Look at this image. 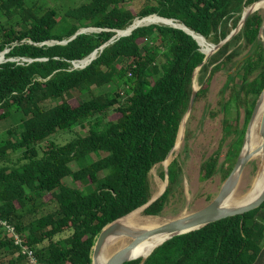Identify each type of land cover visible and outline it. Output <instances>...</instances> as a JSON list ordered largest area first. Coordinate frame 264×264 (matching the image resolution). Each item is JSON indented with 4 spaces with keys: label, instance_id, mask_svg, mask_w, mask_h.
I'll return each instance as SVG.
<instances>
[{
    "label": "trees",
    "instance_id": "16d2710c",
    "mask_svg": "<svg viewBox=\"0 0 264 264\" xmlns=\"http://www.w3.org/2000/svg\"><path fill=\"white\" fill-rule=\"evenodd\" d=\"M259 1L88 0L42 10L28 0H0V54L33 60L0 63V121L21 115L20 123L0 137V264H92L103 229L151 200V171L176 146L198 69L196 102L216 73L228 72L219 113L211 112L223 114L224 135L219 149L202 163L200 180L218 172L228 178L264 91V15L251 14L207 60L198 42L179 28L152 24L128 36L117 34L137 19L157 15L219 45L238 27L246 8ZM87 28L102 31L78 34ZM96 50L97 58L85 68L73 67ZM113 113L118 118L111 119ZM60 132L74 136L64 144H44ZM167 173L169 184L166 190L159 185L157 198L165 192L146 215L162 216L171 201L182 180L177 159ZM159 175L165 178L166 170ZM263 208L264 202L168 238L143 264H255L264 247V225L256 220ZM1 222L14 227L21 245Z\"/></svg>",
    "mask_w": 264,
    "mask_h": 264
},
{
    "label": "rangeland",
    "instance_id": "374dc122",
    "mask_svg": "<svg viewBox=\"0 0 264 264\" xmlns=\"http://www.w3.org/2000/svg\"><path fill=\"white\" fill-rule=\"evenodd\" d=\"M86 2H88V0H28L29 5L35 4L42 10L51 7L66 9L70 7L80 6L81 4H84ZM128 7L131 10H135V5L133 2H130L128 4ZM258 11H260L264 15V7H261ZM154 17L155 16L149 18ZM149 18H145L144 20L137 19L134 24L165 25L163 23L148 24L145 21H147ZM83 31L85 33H92L100 32L101 30L97 31L96 29H87ZM50 44L53 43L51 42ZM209 44L211 43L209 42ZM201 49L208 50V48L202 44ZM211 49L212 46L210 47V50ZM86 62L87 60L83 61L80 64L86 65ZM82 65H79L78 68H82ZM227 75L228 72L220 71L212 77L208 91L198 102L195 103L192 112L190 113V115H187L184 121L181 129V135L177 142V146H175L176 150L174 149L172 151L171 155L166 161L167 163H171L175 159L179 161L180 166L182 167V180H180L179 184L176 186L175 193L171 197V201L163 211V215L160 217L165 216L176 218L187 211L190 214L196 212L207 206L214 198H216L221 190V187L225 181V179L223 178V173L218 172L209 180L202 182L200 180V169L202 163L219 149L222 137L224 135L222 124L223 114L220 113L216 117H213L211 115V112L219 113L218 102L220 101V91L227 81ZM198 77L199 72L196 75L195 85L197 84L196 88L200 89L201 87L198 84ZM108 89L109 88H107V90ZM103 91L104 90H102L101 92ZM71 102L74 106H76L78 103L75 99H73ZM245 116V109H242L240 115L241 125H243L245 121ZM233 117H236L235 111L233 112ZM116 118H118L117 114L113 113L111 119ZM20 120L21 115L15 112L12 117L0 121V137H3L6 131L12 126L18 125L20 123ZM86 131L87 130H83L81 131V133L86 134ZM73 136L74 134L71 133L60 132L51 137L44 144L47 145L52 140L64 144L70 141ZM227 150L228 146L225 145L222 149L220 163L225 160ZM166 166L167 165L165 163H162L161 165L155 166L151 171L152 197L154 196V193H156L157 191L159 192V185L161 189H165V186L167 188L169 184L167 175H165V178H161L159 175L163 168L166 170ZM257 166L258 165L255 162L249 163L243 171L237 187L240 192H246L251 187L253 178L258 170ZM73 168L76 170L78 166L74 164ZM67 183L73 185L70 178L67 179ZM145 209L146 207L141 209L143 215H146ZM256 220L260 225H264V208L258 212ZM255 264H264V247L258 261Z\"/></svg>",
    "mask_w": 264,
    "mask_h": 264
},
{
    "label": "water",
    "instance_id": "95a60500",
    "mask_svg": "<svg viewBox=\"0 0 264 264\" xmlns=\"http://www.w3.org/2000/svg\"><path fill=\"white\" fill-rule=\"evenodd\" d=\"M261 1H263V0H261ZM261 1H259V2H261ZM259 2H257L255 4H253L252 6L246 8V10L244 11V13L242 15V18H241V21H240L238 27L236 29H234L230 33V35L226 39H224L219 45L211 44L212 49H211V51L209 53H206L203 49H201V51L206 54V60L211 55H213L215 52H217L222 45H224L225 43H227L228 41H230L236 34L239 33V31L243 28V26H244L247 18L251 14H253L254 12H256V11L259 10V8H257V4ZM153 16H157V15H153ZM149 17H151V16H149ZM158 17L159 18H162L160 16H158ZM146 18H148V17H146ZM144 19L145 18L140 19V20H144ZM162 19L174 21V20L166 19V18H162ZM141 26H147V25L136 26L133 23L126 30H120V31H128V30H131L128 34L123 35V36H128V35H130L132 33L133 30H135L136 28L141 27ZM169 26H172V27H175V28H179V29L184 30L185 32H187L188 34H190L198 42V44L201 47V43L199 42V40L195 37V35H193L192 33H190V32L187 31L186 28H188V27H186L185 25H184L185 27H179L176 24H174V25L169 24ZM120 31H118L117 36H119V32ZM83 32L84 31L82 30V31L78 32V34H81ZM76 36L77 35H75L73 38H75ZM123 36H119V37H123ZM260 37L264 41V26L262 28ZM203 38H205V37H203ZM63 43H67V42H63ZM106 46H107V44H105L104 46H102L100 48V50H103ZM6 52H8V51H4L2 53H5L6 54ZM93 54H97L98 55V50L94 51L89 57H87L86 59L81 60L79 62H83L85 60H88L90 57H92ZM96 58H97V56L94 59H96ZM94 59H91V61L87 65H89ZM9 60H11V59L6 58V61L5 62H7ZM85 67L86 66H84L82 68H85ZM199 71H200V69H198L196 71L195 75H194V92H193V95H192V98H191V101H190V105H189V108H188V112H187L184 120L186 119L187 115H190V113L192 112V110H193V108L195 106V103H196V96H197V92H198L199 89L196 88L195 78H196V74ZM263 100H264V91L262 92V94L260 95L259 99L257 100V103H256V106L254 108L253 114H252L251 119L249 121V124L247 126V130H246V134H245V137H244V142H243L242 150H241V153H240V155L238 157V160H237V162H236V164H235L232 172L230 173V175L228 176V178L224 181V183H223V185L221 187V190L218 193V195L216 196V198H214L204 208H202V209H200V210H198L196 212H193V213H191L188 216H185V217H180V216L179 217H176L169 224H166L164 226H160L158 228H155V229H152V230H148V231H144L142 233L137 234L135 236L133 242L127 248H125V249H123L121 251L115 252L104 264H125L127 262L136 260V259H134L135 258V254L133 252L134 251V248L138 245V243L141 240H143L144 238H146L148 236H151V235H154V234H174L171 237V238H173V237H175L177 235H182V234H186V233H189V232H192V231H195V230H199V229L205 227L206 225H208L210 223H213V222H216V221H220L222 219H226V218H229V217H234V216H237V215H242V214L248 213V212H250L252 210H255V209L259 208L263 204V202H264V190L254 200H252V201H250L248 203L241 204V205L234 206V207H226V206L223 205V203L225 202V200L228 197H230L231 195H233V193L237 189L238 184H239V181H240V177H241L243 171L245 170V168L247 167V165L250 163L252 157L254 156V153H252V152H246L245 153L244 152V148H245V142H246V138H247V133H248V130H249V126L252 123V121L254 120V118L256 117V115L258 113V110H259V108H260ZM184 120L182 121L181 126L183 125ZM180 129H181V127H180ZM262 137H263V140H264V116H263V119H262ZM174 149H175V147H174ZM172 151H171V153H172ZM171 153L168 155L166 161L168 160V158L171 155ZM166 161H164L163 163H166ZM169 165H170V163L167 164V166H166V175L167 176H168L167 171H168V166ZM157 199H153V197H152L151 200L145 206H143V207H141L139 209H142L144 207H146V208L149 207ZM139 209H137V210H139ZM152 217H155V218L158 217L159 218L160 216H152ZM119 220L120 219H118V220L114 221L113 223L109 224L107 227H105L103 229V231L99 235V237H98V239L96 241V244H95V246L93 248L92 264H101V262H98V260H99L101 254H102V252H103V250L105 248V245L107 244V240L112 235V233L116 230V228H117V222ZM199 225H200V227L195 228L196 226H199ZM171 238H169V239H171ZM168 240H166V241H168ZM166 241H164L163 243H165ZM163 243H161L157 247L161 246ZM152 252L150 253V255L152 254ZM150 255H148L146 258H142L141 264H143Z\"/></svg>",
    "mask_w": 264,
    "mask_h": 264
},
{
    "label": "bare ground",
    "instance_id": "6f19581e",
    "mask_svg": "<svg viewBox=\"0 0 264 264\" xmlns=\"http://www.w3.org/2000/svg\"><path fill=\"white\" fill-rule=\"evenodd\" d=\"M264 7V0L257 4V8ZM149 18V17H148ZM149 23H163L165 25H174L176 24L179 27H185L183 24L179 22H174L170 20H164L159 17L149 18L147 21ZM136 26L139 24H135ZM140 26V25H139ZM128 28V27H127ZM188 32L195 35V37L199 40V42L206 46L207 49H203L206 53H209L211 44L203 38L201 35L197 34L196 32L186 28ZM128 31H120L119 36L126 35L130 32ZM97 55L93 54L92 57H90L88 60L91 61V59H94ZM87 60L86 63L89 61ZM6 61L5 60V53L0 54V63ZM86 61V60H85ZM25 63V62H20ZM85 63V64H86ZM82 65V64H81ZM197 75V74H196ZM196 80V78H195ZM197 86V84H196ZM264 116V100L258 110V113L252 123L249 126V130L247 133V138L245 142V148L244 152H252L254 153V156L252 157L250 163H256L258 166V170L256 175L253 178V181L251 183V187L246 192H240V190L236 189L233 195L228 197L225 202L223 203L226 207H234L241 204L248 203L252 200H254L258 195H260L264 190V140L262 137V119ZM185 121V120H184ZM184 124V122H183ZM183 126V125H182ZM181 126V129H182ZM181 129L179 132L178 140L181 135ZM177 140V142H178ZM177 146V143H176ZM176 150V147H175ZM166 165L169 163H165ZM248 174V173H247ZM253 175V174H252ZM156 178V177H155ZM241 179V177H240ZM245 180V179H243ZM247 182V181H246ZM244 186V185H243ZM166 189V188H165ZM240 189V188H239ZM165 191V190H164ZM163 191V192H164ZM158 191L154 193L153 199H157ZM190 215V213L187 211L180 217H185ZM175 218L172 217H152L149 215H143L142 210H136L135 212L129 214L128 216L120 219L117 222V228L112 233V235L107 240V244L105 245V248L98 260V262H101V264H104L115 252L121 251L125 248H127L134 240L135 236L139 233H142L144 231L152 230L155 228H158L160 226H164L166 224H169L171 221H173ZM199 226H196L195 228H198ZM194 228V229H195ZM186 231V230H185ZM174 234H154L151 236H148L141 240L138 245L134 248V259L139 258H146L150 253L163 241H165L168 238H171Z\"/></svg>",
    "mask_w": 264,
    "mask_h": 264
},
{
    "label": "built area",
    "instance_id": "2783aa9c",
    "mask_svg": "<svg viewBox=\"0 0 264 264\" xmlns=\"http://www.w3.org/2000/svg\"><path fill=\"white\" fill-rule=\"evenodd\" d=\"M12 61H15V62H28V63L32 62V60L26 59V58H15V59H12ZM80 63H82V62H73L74 68L79 67ZM1 223L3 225L7 226L9 236L15 238L16 243L21 245V240L19 239L18 235L15 233L14 227L8 226L6 222H1ZM30 256H31L32 262L36 263L35 259L32 257V254H30Z\"/></svg>",
    "mask_w": 264,
    "mask_h": 264
},
{
    "label": "clouds",
    "instance_id": "9594fccd",
    "mask_svg": "<svg viewBox=\"0 0 264 264\" xmlns=\"http://www.w3.org/2000/svg\"><path fill=\"white\" fill-rule=\"evenodd\" d=\"M87 29H96V28H87ZM87 29H82V30H87ZM82 30H80V31H82ZM96 30L98 31V30H100V29H96ZM80 31H79V32H80ZM101 31H102V30H101ZM83 33H85V32H83ZM92 33H93V32H92ZM118 38H119V37H118ZM12 59H15V58H11V60H12ZM26 59H27V58H26ZM30 60H31V59H30ZM32 62H33V60H32ZM75 62H79V61H75ZM85 66H87V64H86ZM73 67H74V66H73ZM76 69H82V68H78V67H77Z\"/></svg>",
    "mask_w": 264,
    "mask_h": 264
}]
</instances>
